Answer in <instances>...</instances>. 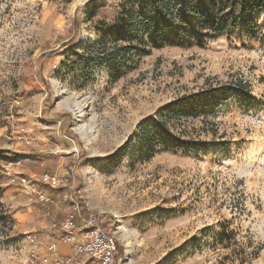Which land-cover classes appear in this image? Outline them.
Wrapping results in <instances>:
<instances>
[{
    "label": "rangeland",
    "instance_id": "374dc122",
    "mask_svg": "<svg viewBox=\"0 0 264 264\" xmlns=\"http://www.w3.org/2000/svg\"><path fill=\"white\" fill-rule=\"evenodd\" d=\"M119 3L0 0V264H25L26 235L38 239L73 211L112 222L113 264H264V12L253 15L257 38L243 24L203 47L133 52L117 66L88 45L97 25L115 23ZM239 78L250 94L184 123L208 151H130L117 162L163 104ZM42 79L54 89L48 111ZM45 172L69 178L47 187L54 202L13 180Z\"/></svg>",
    "mask_w": 264,
    "mask_h": 264
},
{
    "label": "trees",
    "instance_id": "16d2710c",
    "mask_svg": "<svg viewBox=\"0 0 264 264\" xmlns=\"http://www.w3.org/2000/svg\"><path fill=\"white\" fill-rule=\"evenodd\" d=\"M260 12H264V0H120L115 23L97 25L99 37L88 47L101 52L104 62L118 66L125 63L133 52L142 58L153 49L165 46L203 47L243 24L247 33L257 38L253 15ZM74 28L80 29L78 19L74 21ZM66 47L68 44H63L59 52ZM42 80L48 92L44 104L48 111L54 89L50 81ZM251 90V83L239 78L209 85L163 104L156 114L138 123L136 131L116 154L117 162H121L130 151L145 158L161 151H208L211 142L189 137L184 123L215 114L222 104L243 94L248 95ZM70 134L79 138L72 131ZM78 202L81 213L87 215L85 202ZM99 219L104 216L97 215ZM101 222L110 234L112 222Z\"/></svg>",
    "mask_w": 264,
    "mask_h": 264
},
{
    "label": "built area",
    "instance_id": "2783aa9c",
    "mask_svg": "<svg viewBox=\"0 0 264 264\" xmlns=\"http://www.w3.org/2000/svg\"><path fill=\"white\" fill-rule=\"evenodd\" d=\"M25 127L21 128L24 130ZM19 138L29 140L25 135ZM16 163H20L18 160ZM17 180L37 201L41 203L54 202V197L47 191V187L56 188L67 185L69 178H62L54 173L45 172L41 177L35 175H17ZM76 206H79L76 203ZM61 232V241L75 242V252L69 255H60L56 252L54 244L47 245V252L42 254L38 250L39 240L33 233L26 235L31 244L25 264H113L117 252L115 236L109 234L99 223L95 214L89 213L87 217L79 218L77 211L70 212L60 221H53L52 227ZM125 264V263H123Z\"/></svg>",
    "mask_w": 264,
    "mask_h": 264
},
{
    "label": "crops",
    "instance_id": "0c3cea01",
    "mask_svg": "<svg viewBox=\"0 0 264 264\" xmlns=\"http://www.w3.org/2000/svg\"><path fill=\"white\" fill-rule=\"evenodd\" d=\"M60 136H62L60 134ZM64 137L67 139V135L63 134ZM67 142V141H66ZM62 145H65V142H62ZM44 227V226H42ZM45 228V227H44ZM47 228L46 232L40 233L38 236V250L40 253L45 254L47 252V243H52L56 247V252L62 255H69L73 254V243H65L61 241V232L55 230L53 228Z\"/></svg>",
    "mask_w": 264,
    "mask_h": 264
},
{
    "label": "bare ground",
    "instance_id": "6f19581e",
    "mask_svg": "<svg viewBox=\"0 0 264 264\" xmlns=\"http://www.w3.org/2000/svg\"><path fill=\"white\" fill-rule=\"evenodd\" d=\"M73 106H77V105H76V104H74V105H72V107H73Z\"/></svg>",
    "mask_w": 264,
    "mask_h": 264
}]
</instances>
